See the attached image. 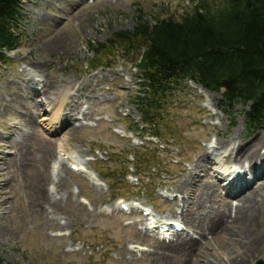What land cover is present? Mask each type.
<instances>
[{"label":"rangeland","instance_id":"374dc122","mask_svg":"<svg viewBox=\"0 0 264 264\" xmlns=\"http://www.w3.org/2000/svg\"><path fill=\"white\" fill-rule=\"evenodd\" d=\"M194 3L192 0L22 3L25 20L20 45L9 53V61L0 66L3 264H233L240 258L249 239L246 241L236 218L227 217L228 205L216 176L228 178L230 168L243 167L240 164L252 162L261 152L264 154V139L261 143L256 141L260 135L264 137V128H257L252 135L246 133L243 111L247 107L234 104L232 109H226L227 113L220 112L219 96L208 94L206 99L185 81L164 96L159 116L153 121L163 138L160 142L151 140L145 133L130 129L134 127L130 121L139 119L132 97L139 91V70L134 65L138 49L135 47L132 52L135 55L129 52L126 58L120 54L108 57L111 67L87 64L92 57L87 43L106 42L112 32L131 30L137 10L144 19L152 20L159 14L177 18ZM39 15L45 20L38 19ZM22 95L30 98L21 99ZM202 101L210 112L208 108L205 112ZM49 109L53 111L49 113ZM233 122L236 125L232 126ZM116 128L123 130L126 137L115 132ZM17 129L22 134L17 141H11V135L1 134L3 130L8 133ZM223 136L225 141L232 139L224 146L217 145ZM166 139H170L168 143ZM155 143L165 149L157 150ZM60 144L67 158L69 155L76 160L89 177L77 175L68 165L67 171L58 164L56 151ZM214 144L216 149L211 148ZM205 146L215 152L208 154L207 150L206 156L200 158ZM233 147L240 150L235 155L239 162L230 151ZM136 150L148 151L140 157L138 169L133 155ZM246 151L247 155L243 154ZM226 153V159L233 162L225 160ZM259 162L258 172L263 167V161ZM159 164L161 179L149 170L157 169ZM214 169L226 173L218 175ZM99 170L107 176L101 179L97 175ZM261 178L251 185L259 191L258 200L264 198V175ZM161 189L179 194L180 205L164 202L159 194ZM239 197L229 198L230 206H236ZM120 198L148 206L153 218L181 222L188 233L178 238L183 243L149 237L145 217L121 212L115 205ZM198 198L202 205L193 207ZM259 207L261 212L255 211L248 221L252 224H247L255 237L260 236L258 229L261 232L264 228L258 227L264 220V202ZM189 211L190 223L186 220ZM216 215H221L220 223ZM213 226L215 229L209 230ZM193 239L197 243L187 249ZM258 251L259 256L245 264L258 261L264 264V238Z\"/></svg>","mask_w":264,"mask_h":264},{"label":"trees","instance_id":"16d2710c","mask_svg":"<svg viewBox=\"0 0 264 264\" xmlns=\"http://www.w3.org/2000/svg\"><path fill=\"white\" fill-rule=\"evenodd\" d=\"M192 1V8L177 18L159 14L149 20L137 10L131 30L112 32L106 42L88 43L91 61L100 62L118 48L138 49L141 90L133 103L145 123L159 115L165 95L192 80L220 93L231 109L234 104L247 107L243 114L251 132L264 125V0ZM20 5L21 0H0V64L7 61L4 52L20 45ZM146 152H134L137 163Z\"/></svg>","mask_w":264,"mask_h":264},{"label":"bare ground","instance_id":"6f19581e","mask_svg":"<svg viewBox=\"0 0 264 264\" xmlns=\"http://www.w3.org/2000/svg\"><path fill=\"white\" fill-rule=\"evenodd\" d=\"M37 18L39 19V18H44V20H45V17H43L42 15L40 16H37ZM47 18V17H46ZM43 20V19H42ZM32 67L34 66V65H31ZM31 67V68H32ZM33 69V68H32ZM34 70V69H33ZM26 73H27V71H26ZM196 86V85H195ZM196 88L200 91V92H202V93H204L206 96L209 94V92L208 91H206V90H204V89H202L200 86H196ZM21 99H28V98H30L29 96H24V95H22L21 97H20ZM77 110V109H76ZM75 110V111H76ZM51 111V110H50ZM45 119V118H44ZM28 121V120H27ZM10 133H12V135L13 136H15L16 137V139L18 138V137H21V135L22 134H19L18 132H17V130H11L10 131ZM7 134H9V132L7 133ZM8 136H10V135H8ZM261 139H264V137L262 136V135H260L257 139H256V141L257 142H259L260 141V143H261ZM220 144V146L222 145L223 146V142H219V143H217V145H219ZM220 146H219V148H220ZM59 147L64 151L65 150V148H64V146L61 144V145H59ZM215 147V149H216V146H214ZM207 150H208V148L205 146L204 148H202L201 149V154H200V158H202L203 156L205 157L206 156V152H207ZM231 153H233L234 154V159L237 161V162H239L236 158H235V155H237L236 153L237 152H239L240 150H238V149H236L235 150V148L233 147L231 150ZM252 152V151H251ZM254 152V151H253ZM246 153H248L247 151L246 152H243V154H246ZM240 154H242V152H240ZM247 155V154H246ZM227 156V155H226ZM240 157V156H239ZM257 158H259V155H257L256 156V158L252 161V162H247V164H248V166H249V169L250 170H252V173L255 175V177H258L259 175H261L263 172H264V169H263V167H261L262 169H261V171L260 172H258V171H256V168H260V165L257 167L256 166V164H255V161H256V159ZM69 160V159H68ZM75 163V162H74ZM60 166L61 167H63L64 169H66L67 171H68V167H67V165L65 164V162L64 161H61L60 163ZM76 164V163H75ZM77 165V164H76ZM67 167V168H66ZM242 173V172H241ZM235 175H237V176H239L240 175V173L239 172H237V173H235ZM1 177V176H0ZM262 179H259V180H257V181H255V183L257 184V183H259V181H261ZM185 181L186 180H184L183 181V183L182 184H184L185 183ZM2 184V183H1ZM218 184V183H217ZM213 185V184H212ZM242 189V187L241 188H239V190H241ZM250 190H252V191H250ZM259 190V189H258ZM259 192V191H258ZM257 191H256V189H255V187H252V188H250V189H248V191L246 190L245 191V193L244 194H242L239 198H238V204L236 205V206H230V202L228 201V200H224L225 201V203L228 205V209H229V212L228 213H226V215H227V217H229V218H231V219H233V218H236V220H237V222H238V224H240V226L241 227H243V229H244V232L243 233H245L246 234V236H245V239H246V243H245V246H244V248L241 250V255H240V258H237V257H235V258H237V260H235L234 261V263L233 264H245V262L246 261H251V260H253L254 258H255V256L256 255H258L259 256V251L258 252H256L259 248H260V243H261V241L263 240V238H264V228L262 227V226H264V220L263 221H261L259 224H258V227L259 226H261L262 227V229H261V232L259 231V229H258V231H257V233L260 235V236H253L251 233H250V227L248 226V225H250V224H252L251 222H250V224H248V221H251L252 219H251V217L253 216V214H254V212L255 211H257V212H261V208L259 207L260 206V204L262 203V202H264V198H260L259 200H258V197H259V193H258ZM205 194V193H204ZM203 194V195H204ZM45 203H49V201H45ZM52 205L54 204L53 202H50ZM176 203V204H175ZM189 203V202H188ZM191 203V202H190ZM173 204H175L174 206H179L180 205V202L179 201H174L173 202ZM193 204V203H192ZM191 204V205H192ZM202 205V201L198 198V199H196V201L194 202V204L192 205L193 207L195 206H201ZM183 206V205H182ZM227 209V208H226ZM227 209V210H228ZM190 211H192V210H190ZM189 211V213H188V215L186 216V220L190 223V221H192V220H190L189 221V219H192V218H190L191 217V212ZM237 211V212H236ZM236 212V213H235ZM196 214V213H195ZM194 215V214H193ZM224 216V215H223ZM216 217H217V220H218V222L220 223L221 222V215H216ZM195 223V222H194ZM196 224V223H195ZM235 224V223H234ZM248 224V225H247ZM222 225V224H221ZM218 226V225H217ZM220 226V225H219ZM245 226V227H244ZM208 228V227H207ZM212 228L213 229H215V227L213 226V227H211L209 230H212ZM194 230H197L196 228H194ZM205 232V231H204ZM198 233V232H197ZM186 236H187V234H185ZM175 236H176V242L175 243H183V239H181L180 241H178V238H181L183 235H182V233H178V232H176L175 233ZM198 241V240H197ZM186 242H188L187 240H186ZM197 242L193 239L192 240V243H190L188 246H186V248L188 249V248H192L193 247V245H195ZM255 252H256V254H255ZM234 258V259H235Z\"/></svg>","mask_w":264,"mask_h":264},{"label":"water","instance_id":"95a60500","mask_svg":"<svg viewBox=\"0 0 264 264\" xmlns=\"http://www.w3.org/2000/svg\"><path fill=\"white\" fill-rule=\"evenodd\" d=\"M262 261H259V263H261Z\"/></svg>","mask_w":264,"mask_h":264}]
</instances>
